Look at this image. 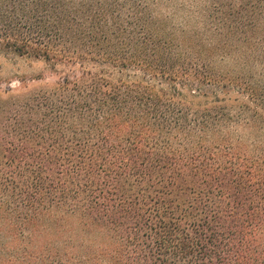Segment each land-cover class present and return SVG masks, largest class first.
Segmentation results:
<instances>
[{"label": "trees", "instance_id": "trees-1", "mask_svg": "<svg viewBox=\"0 0 264 264\" xmlns=\"http://www.w3.org/2000/svg\"><path fill=\"white\" fill-rule=\"evenodd\" d=\"M204 1L0 0V54L63 74L57 155L9 136L0 264H264V0Z\"/></svg>", "mask_w": 264, "mask_h": 264}, {"label": "rangeland", "instance_id": "rangeland-1", "mask_svg": "<svg viewBox=\"0 0 264 264\" xmlns=\"http://www.w3.org/2000/svg\"><path fill=\"white\" fill-rule=\"evenodd\" d=\"M205 2H207L206 6L212 5L213 0L201 2V6L204 7ZM121 75H124V77ZM62 76L63 74L59 72V69H54L49 62L43 59L0 54V177L6 174H16L20 170L25 174L30 173L28 164L32 158L24 159L21 163L18 161L21 152H18L19 143L17 138L14 143V147H17L16 150L12 151L11 149L9 136L12 133L25 131L30 133L36 126L43 128L45 136L31 135L32 138L27 140L28 145L34 149L42 150L44 156L48 159L57 155L53 154L50 146L51 142L46 140L47 132H45V130L50 132L51 128L54 127L53 119L56 115L50 112L44 115L45 110H36L31 108L30 104L33 105L34 102L36 104L45 92L52 91L50 89L57 85ZM106 76L114 81L120 78L141 79L140 73L134 71L125 72L124 74L111 71ZM152 84L155 90H170L165 84L154 81ZM237 95V93H233L231 98H228L233 106L235 105V109L239 105V103L233 102ZM191 99L192 97L188 99V103ZM194 99H196L195 104L191 106L195 109L209 108L208 106L220 104V101L207 100L203 97ZM245 100L247 99L245 98ZM205 101L206 103H204ZM199 103H202L201 106H198ZM232 114H234V111ZM239 130L246 131L245 138L253 136L249 133L250 129L247 126L240 124ZM261 138L264 140V130ZM33 157L37 158L38 156L35 154ZM33 170L35 171V169Z\"/></svg>", "mask_w": 264, "mask_h": 264}]
</instances>
